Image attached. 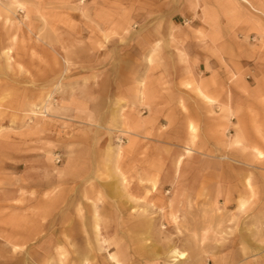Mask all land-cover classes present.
Returning <instances> with one entry per match:
<instances>
[{
    "label": "rangeland",
    "instance_id": "1",
    "mask_svg": "<svg viewBox=\"0 0 264 264\" xmlns=\"http://www.w3.org/2000/svg\"><path fill=\"white\" fill-rule=\"evenodd\" d=\"M164 1L0 0V264H59L57 238L62 264H84L74 258L86 253L88 264H114L112 251L126 264H264V38L250 37V53L189 54L192 65L214 59L213 70H164L160 59L147 69L141 35L154 30ZM132 47L139 55L125 53ZM120 74L149 78L157 97L155 120L133 133L109 125L110 97L131 96ZM193 78L216 85L223 101L212 102ZM166 97H175L171 112ZM129 140L137 148L119 154ZM109 144L118 147L112 158ZM120 175L121 188L138 198L119 196L120 181L104 187ZM124 200L142 210L144 238L150 232L185 257L169 251L135 261L121 229L135 218L119 210ZM93 203L100 229L88 230L86 246L79 222L91 226ZM151 217L159 230L145 224Z\"/></svg>",
    "mask_w": 264,
    "mask_h": 264
},
{
    "label": "crops",
    "instance_id": "2",
    "mask_svg": "<svg viewBox=\"0 0 264 264\" xmlns=\"http://www.w3.org/2000/svg\"><path fill=\"white\" fill-rule=\"evenodd\" d=\"M248 2H243L240 0H165L158 4V10L160 12L154 13V16L151 19L153 22L154 30L149 31V33L142 34L141 40L142 44L145 46L144 50L141 51L140 55H144L146 68H152L153 63L160 59L159 68H163L164 70L168 69H189L193 71L198 70H213L215 65L211 64L213 60H201L198 64H191L190 56L191 53H198L202 55H217L224 53L231 54H242L244 52L250 53V37H259L264 38V0H247ZM160 6V8H159ZM190 19L192 20V24L188 26H184L183 21ZM142 45V46H143ZM243 48V49H242ZM137 47L129 48L125 51V53L135 55H139L137 51ZM175 56L179 60L186 59L188 61V65L183 62L174 61ZM215 58V57H212ZM161 60H170L171 62L168 65H163ZM218 68H223L222 61L218 60ZM120 69L123 68V65H119ZM128 66V65H126ZM129 69V67H126ZM159 66V65H158ZM135 78L132 82V77L124 76V74H120L118 77V85L124 84L127 80H129L130 87L127 86L128 94H131L129 97H110L111 102L115 104L112 105L113 109L109 114L110 120L109 125L114 126L122 132L133 133L138 129H142L144 126L148 124H152L151 122L155 120V114L159 111V107L157 102L154 101L157 97H152V93L154 90L151 88V81L149 78L144 79L142 76H134ZM137 77V78H136ZM192 82H200L201 85L205 88L206 93L211 96L213 99L212 102L223 101V98L220 97V94L217 92L219 89L212 90L211 84L206 80H199L193 78ZM115 82V81H113ZM215 82V81H214ZM117 84V83H116ZM215 84V83H214ZM212 86L216 87V85ZM221 87V86H220ZM222 88V87H221ZM222 90V89H221ZM215 91V92H213ZM133 96V97H132ZM199 99H203L202 97H198ZM174 101L175 97H166V103L163 105L166 107V112H171L174 110ZM183 100H178L179 102ZM163 102V101H162ZM168 102V103H167ZM207 102V101H206ZM168 104V105H166ZM180 104V103H179ZM180 108V106H179ZM182 111V108H181ZM187 118V116H186ZM190 120L186 121V131L189 132ZM144 130V129H143ZM190 133V132H189ZM191 134V133H190ZM135 142V141H134ZM106 148H108L107 153L110 157H114L116 154V149L118 147L109 144ZM130 148H137V144L131 146V141L129 140L127 144L119 147V154L122 150L126 153V156L130 154L127 151H130ZM74 150H77L73 148ZM188 149V148H187ZM186 149V150H187ZM106 150V149H105ZM126 158V157H124ZM181 159L179 165L177 166V160ZM174 161L175 164V174L178 173L179 168L184 160L183 156H180ZM74 160V158H72ZM122 160V159H121ZM169 161V158H166V162ZM79 162V161H78ZM90 161H86L89 165ZM113 162V161H112ZM97 165V161H94L93 165ZM114 165V164H113ZM122 165V164H121ZM99 169V168H98ZM96 169L95 178L101 171ZM81 171V170H80ZM79 171V173H81ZM78 173V175H79ZM179 174V173H178ZM80 176H83L82 174ZM99 179V178H98ZM121 175L117 177V179H105V182H108V189L110 191L112 188H116V181L119 182V193L124 192L119 196H128L130 194L133 197L138 198L139 196H134L132 193H128L126 188H121ZM103 187V188H104ZM159 191V185L156 182L151 186V192ZM168 193V192H167ZM103 197L100 194L97 196ZM116 195V194H115ZM111 197V195L109 194ZM142 196V195H141ZM229 196L226 195L224 197L225 201L229 200ZM243 197H240V199ZM239 200V198H237ZM236 201V205L238 206V202ZM57 199H55V202ZM54 202V203H55ZM169 202H172L170 200ZM121 203V201H120ZM122 204V203H121ZM78 210L79 207L77 206ZM137 205L128 203L127 200H124V207L119 209L129 212L135 216L134 222L132 225L128 226L127 223H122L121 229L126 232L125 234V244L127 243V239L129 240V245H132L135 250V255L138 254V258L135 256V261L141 262L144 254L151 256L154 260H158L161 254H169V250L171 248H176L174 246H170L168 243H161L159 238H152V233H147L145 238L143 236V225L144 220L141 218L142 210H137ZM140 208V207H139ZM171 208V207H168ZM94 213V208H93ZM170 213L174 214V211L171 210ZM96 218L93 215V222L91 226H87L85 221L81 220L79 222V228L81 229V236L83 240H85L86 246H90L91 243L89 241V233L88 230H93L96 234L100 229V220L99 216ZM148 228L150 230H159L158 223L153 222V218H148ZM99 221V222H98ZM97 222L98 229L95 230L94 224ZM120 228V227H119ZM71 230H74L71 226ZM98 235V234H97ZM150 243L148 242L149 239ZM61 239L57 238L55 242V260L59 264L67 261V257L64 259L63 255H60L58 252L62 251ZM73 242V241H72ZM74 242L73 244H75ZM162 246H169L167 249H164ZM74 253V252H73ZM110 254L116 255L117 259L121 262V264H126L128 259L126 256H123L119 251L108 252V256L111 261L116 264L114 259L110 257ZM75 257V256H74ZM81 257V258H80ZM80 258V260H79ZM86 258V259H84ZM83 259V260H82ZM91 259L90 253H86L83 256H78L74 258L75 262L81 261V263L88 264ZM88 260V261H87ZM129 261H133V258L130 257ZM157 263H164L158 261ZM238 261H235L234 264H238Z\"/></svg>",
    "mask_w": 264,
    "mask_h": 264
},
{
    "label": "bare ground",
    "instance_id": "3",
    "mask_svg": "<svg viewBox=\"0 0 264 264\" xmlns=\"http://www.w3.org/2000/svg\"><path fill=\"white\" fill-rule=\"evenodd\" d=\"M1 3V2H0ZM4 7V6H3ZM197 87H198V90H199V95L203 98V99H205L207 102L211 99L206 93H204V91H203V89H202V87H201V85L198 83L197 84ZM49 98V97H48ZM189 128H190V131L191 132H193V130H194V125H193V123L191 122V123H189ZM245 150V149H244ZM187 152L189 151L188 149L186 150ZM258 154L259 155H261V152L260 151H258ZM180 159V158H179ZM178 159V160H179ZM177 163H179V162H177ZM178 166V165H177ZM122 183V182H121ZM250 183V182H249ZM248 188V187H247ZM249 189V188H248ZM249 191H250V189H249ZM239 202V204H238V208L239 209H241L242 211H244L243 209H245L246 208V206H247V204H248V199H246V198H239V200H238ZM249 201H250V199H249ZM93 208H94V216H95V218H96V220H98L97 218H98V213H99V211H98V206H97V204H95L94 205V203H93ZM99 222V221H98ZM94 228H95V230H97L98 229V224H97V222L95 223V225H94ZM103 230V229H102ZM98 233V232H97ZM169 251H171V256H176L178 259H180V258H183V257H185V253L183 252V251H179L177 248H171ZM170 253V252H169ZM83 255H85V254H83ZM110 257L112 258V259H114V261L116 262V264H121V262L117 259V258H115V256L113 255V254H110ZM84 259H86V258H84ZM79 260H80V258H79ZM83 260V259H82ZM88 261V260H87ZM160 264V263H159Z\"/></svg>",
    "mask_w": 264,
    "mask_h": 264
}]
</instances>
